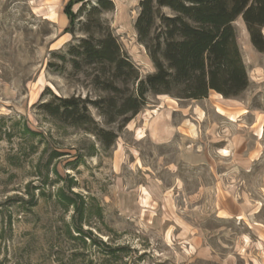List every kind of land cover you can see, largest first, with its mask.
Returning <instances> with one entry per match:
<instances>
[{"label": "rangeland", "instance_id": "rangeland-1", "mask_svg": "<svg viewBox=\"0 0 264 264\" xmlns=\"http://www.w3.org/2000/svg\"><path fill=\"white\" fill-rule=\"evenodd\" d=\"M69 1L0 0V264H262L264 52L242 19L243 92H148L121 127L91 107L117 135L105 148L39 108L45 88L106 95L66 55ZM112 1L103 16L144 77L154 67L134 29L140 0Z\"/></svg>", "mask_w": 264, "mask_h": 264}, {"label": "trees", "instance_id": "trees-1", "mask_svg": "<svg viewBox=\"0 0 264 264\" xmlns=\"http://www.w3.org/2000/svg\"><path fill=\"white\" fill-rule=\"evenodd\" d=\"M73 4H79L76 10ZM138 6L134 29L154 71L141 77L104 18L114 10L112 0L69 1L64 13L73 42L66 55L76 71H89L91 84L106 95L63 97L45 88L40 96L51 95L39 104L44 113L93 134L105 148L117 135L98 124L91 107L105 124L121 127L140 111L148 92L193 100L210 91L224 98L243 92L249 79L236 39L237 18L253 47L264 52V0H140Z\"/></svg>", "mask_w": 264, "mask_h": 264}, {"label": "crops", "instance_id": "crops-1", "mask_svg": "<svg viewBox=\"0 0 264 264\" xmlns=\"http://www.w3.org/2000/svg\"><path fill=\"white\" fill-rule=\"evenodd\" d=\"M211 92V91H210ZM212 92H214V91H212ZM215 93V92H214ZM262 264H264V261H263V263Z\"/></svg>", "mask_w": 264, "mask_h": 264}]
</instances>
